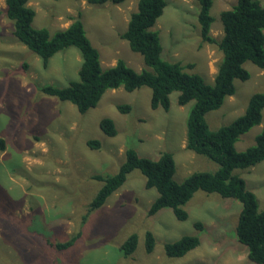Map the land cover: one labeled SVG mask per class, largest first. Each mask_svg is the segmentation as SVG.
<instances>
[{
    "label": "rangeland",
    "instance_id": "obj_1",
    "mask_svg": "<svg viewBox=\"0 0 264 264\" xmlns=\"http://www.w3.org/2000/svg\"><path fill=\"white\" fill-rule=\"evenodd\" d=\"M167 2L154 26L162 37L164 56L194 63L189 71L213 83L222 51L201 39L197 0ZM233 2L214 1L213 37L223 36L220 14ZM260 2L264 5V0ZM28 4L36 11L33 25L50 32L81 17L104 67L124 59L137 70L149 69L143 56L121 36L137 0L103 4L29 0ZM5 9V0H0V136L7 141L6 150L0 153V264H258L249 259L234 234L240 211L237 201L200 190L186 205V220H179L169 207L150 215L156 189L145 186L139 169L129 174L102 207L88 212L89 202L103 184L93 176L116 173L129 146L149 157L160 150L172 151L177 182L193 171L212 170L216 163L187 148L188 106L177 103L176 93L171 95L170 110L165 111L151 107L148 86L133 91L108 89L84 113L72 102L44 93L42 85L66 86L79 77L80 51L75 46L61 50L44 67L41 57L13 34V22ZM246 67L250 78L237 79L235 93L226 96L219 109L207 113L211 129L231 123L245 112L253 93L264 92V69L250 61ZM118 104H129L131 109L123 113ZM104 117L114 120L115 136L101 129ZM263 127L264 110L261 123L241 136L237 149L253 144ZM89 139H99L101 149L90 148ZM243 174L264 209V161ZM197 222L203 224L202 230ZM147 230L156 236L150 253L145 250ZM133 232L138 234V245L125 257L120 245ZM185 234H198L201 245L182 257L168 256L164 244ZM74 236L77 240L67 250L51 244Z\"/></svg>",
    "mask_w": 264,
    "mask_h": 264
},
{
    "label": "trees",
    "instance_id": "obj_2",
    "mask_svg": "<svg viewBox=\"0 0 264 264\" xmlns=\"http://www.w3.org/2000/svg\"><path fill=\"white\" fill-rule=\"evenodd\" d=\"M29 0H5L7 17L13 22V34L25 46L38 54L44 67L57 52L75 46L82 56L79 77L66 86L46 84L41 90L47 95L72 102L84 113L95 107L108 89L125 88L133 91L142 86L151 89L152 108L171 107V95L187 108L185 115L186 146L197 155L206 156L216 163L212 170H196L175 181L176 160L172 151L160 150L156 156H141L136 148L125 149V160L116 173L93 176L103 184L88 204V212L102 207L110 195L121 187L129 174L139 169L145 177V186L156 189V196L149 214H156L169 207L179 220H186L187 203L200 190L207 194H219L240 204L234 234L245 246L250 260L264 264V209L260 208L256 192L248 186L243 172L264 161V127L255 136V142L243 150L237 149L241 136L260 124L264 110V92L252 94L245 112L227 125L211 129L207 113L219 109L226 96L236 91L237 79L247 80L250 71L248 61L264 69V5L260 0H234L221 11L224 34L220 39L211 35L214 16L211 8L215 0H197V20L201 39L217 45L222 51L214 82L207 83L204 77L189 71L194 63L170 60L164 56L163 41L155 24L168 5L167 0H137L136 9L130 13L127 29L121 36L130 48L143 56L145 66L139 70L118 59L114 65L104 67L100 51L87 35L81 17L73 18L63 29L50 32L46 27H35V9ZM91 4L107 1L122 3L126 0H87ZM80 15V13H79ZM121 112H129V104H118ZM103 132L115 136L118 129L111 117L100 121ZM88 146L101 149L99 139H89ZM7 148V141L0 136V153ZM212 168V167H211ZM196 227L203 229L201 222ZM77 236L66 241L51 243L56 249L67 250L75 244ZM202 243L198 234H185L164 244L170 257H182ZM138 245V234L131 233L120 245L123 256L133 254ZM156 245V236L151 230L145 232V250L150 253Z\"/></svg>",
    "mask_w": 264,
    "mask_h": 264
},
{
    "label": "crops",
    "instance_id": "obj_3",
    "mask_svg": "<svg viewBox=\"0 0 264 264\" xmlns=\"http://www.w3.org/2000/svg\"><path fill=\"white\" fill-rule=\"evenodd\" d=\"M167 6H168V5H167ZM165 10H166V8H165ZM164 13H165V11H164ZM164 13H163V14H164ZM163 14H162V15H163ZM161 17H162V16H161ZM161 17H160V18H161ZM160 18H159V19H160ZM71 22H72V21H71ZM71 22H70V23H71ZM70 23H69V24H70ZM69 24H68V25H69ZM68 25H67V26H68ZM127 25H128V24H127ZM125 29H127V26H126ZM161 39H162V38H161ZM106 67H108V66H106ZM211 167H212V166H211Z\"/></svg>",
    "mask_w": 264,
    "mask_h": 264
}]
</instances>
